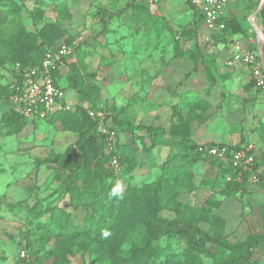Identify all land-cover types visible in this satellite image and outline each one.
Returning a JSON list of instances; mask_svg holds the SVG:
<instances>
[{
    "label": "rangeland",
    "instance_id": "obj_1",
    "mask_svg": "<svg viewBox=\"0 0 264 264\" xmlns=\"http://www.w3.org/2000/svg\"><path fill=\"white\" fill-rule=\"evenodd\" d=\"M167 1L0 0V264H125L152 238L147 207L155 190L162 196L159 214L200 229L197 241L169 238L174 252L166 264H237L244 256L264 264V88L248 70L226 64L227 39L208 32L193 8ZM261 1L226 6L225 18L243 36L235 38L248 49L258 36L264 46V16L255 15L263 27L258 34L250 23ZM48 43L73 44L72 57L56 71L71 107L27 121L12 91L26 80L27 68L39 65ZM71 63L99 88L97 112L67 86ZM97 117L107 128L120 119L164 131L151 144L143 132L119 127L120 148L130 160L117 168L96 161L94 141L87 143L78 184L90 179L97 190L109 183L115 194L126 189L124 218L107 238L53 234L45 219L57 222L73 211L71 197L55 190L60 172L74 164L76 144ZM210 142L251 145L257 167L240 168L256 180L236 190L240 174L192 151L191 144ZM73 216L81 224V208Z\"/></svg>",
    "mask_w": 264,
    "mask_h": 264
},
{
    "label": "trees",
    "instance_id": "obj_2",
    "mask_svg": "<svg viewBox=\"0 0 264 264\" xmlns=\"http://www.w3.org/2000/svg\"><path fill=\"white\" fill-rule=\"evenodd\" d=\"M190 7V6H189ZM197 13V12H196ZM198 18L200 19L201 23L203 24L202 16L197 13ZM260 15L264 16V7L260 11ZM223 21L225 23V29L223 30L222 34H216L218 37H225V35H234L239 33L240 26L238 24H234V19L228 20L223 17ZM236 23V22H235ZM233 25V27H232ZM231 27V28H230ZM176 38H180V33L177 35ZM67 45H72L70 43H65ZM61 45V44H60ZM59 45H53L48 43L42 51L39 63L41 62L42 58L44 57L45 51L50 47H56ZM74 48V47H73ZM264 49V47H263ZM252 51H256V47L250 49ZM74 53V52H73ZM73 54L67 55L62 57V60L58 66L61 67L64 63L68 62V60L72 57ZM22 67L27 66L28 63L26 61L21 60L16 61ZM29 66V65H28ZM57 68V69H58ZM52 71V78L53 81L56 82V71ZM67 79V86H70L74 89L77 94L78 98L81 101L87 102L90 105L91 110L95 113L98 109V100L100 97L99 88L94 83H89L85 80L83 75L80 73L78 67L71 63L69 73L66 77ZM22 85V82L18 83V86ZM61 86V85H60ZM64 91L65 87L61 86ZM172 91V89H169ZM17 89L12 91V94H15ZM66 93V91H65ZM67 97V94H66ZM68 100V97H67ZM18 113L20 117L27 121H34L37 119H28L25 117L20 109L19 105L17 104ZM67 110H59L50 116L46 117L48 119L57 113H68ZM101 123H103L101 117H97L96 120L92 123L91 129L84 133L81 139L77 142L76 146L79 148L78 152L75 154V162L72 166H65L63 165L62 171L60 172V181L56 187V192L59 194H68L73 203V211L72 212H63L62 218L58 219L57 222L52 215H49L47 219H45L44 223L47 226V230L53 232V234L64 235L68 237H74L77 234H86L92 235L95 237H109L111 230L114 225H116L119 220L124 218L123 212L121 208L125 202V190L124 189L121 193L115 194L114 183H109L104 185L101 190L95 189L91 185L90 179L81 187L78 184L80 181L82 174L86 171L87 168V161L85 156H82V148L92 140L94 141V154L93 157L96 161L99 162H107L109 166H111L110 162L113 156H116L118 159L119 166L120 164H125L128 166L127 162L130 160L128 156L123 155L121 151L122 144L120 143L119 138V127L124 129L129 133H133L136 131L143 132L145 137L148 138L151 144H154V141L158 137L159 134H162L164 129L160 126H150V125H143V124H133L127 120H120L116 121L118 127L111 124L110 130H113L116 135V141L114 144V149H109L107 145V134H104L101 131ZM92 141V142H93ZM205 146H224L227 149L226 159H220L219 157H213L218 165L233 171L237 175L240 174V181L235 185V189H246L249 185H251V180L249 179L250 172L247 169H242L240 167H234L231 163L230 156L233 151H236L242 148L241 145H232L227 146L226 144L222 143H214L210 142L207 145H199V144H191L192 151L198 155H205L203 151L199 150V147ZM146 147V145H144ZM210 156V155H209ZM212 157V156H210ZM103 167V170L107 173V175H111V172L108 168ZM250 167L254 170L257 167L255 163V159ZM149 195L153 197L152 201L149 203L147 207V216L149 222V229L152 235V238L147 243H144L139 250V254L136 255V258H129L130 260H126L125 264H146V262L150 261V264H166L167 260L170 257V254L174 252L171 251L173 248L169 245L168 240L170 237H185L186 239H195L197 241V235L200 233V229L196 225H192L186 222H180L177 220L169 219L166 216H162L158 213V209L161 206V192L153 191L150 192ZM81 208L83 211V217L81 220V224L76 223L74 220L73 213L77 209ZM165 239L164 244L160 242ZM257 241H262L263 237H256ZM198 242L192 246H198ZM24 250V249H22ZM176 255H182L181 252H178ZM250 260L248 256L241 257L237 260V264H249Z\"/></svg>",
    "mask_w": 264,
    "mask_h": 264
},
{
    "label": "built area",
    "instance_id": "obj_3",
    "mask_svg": "<svg viewBox=\"0 0 264 264\" xmlns=\"http://www.w3.org/2000/svg\"><path fill=\"white\" fill-rule=\"evenodd\" d=\"M151 5H158L165 0H147ZM202 16L203 24L211 34H222L225 29L223 21L225 7L228 0H179ZM227 45L231 48V54L227 60V65H245L254 77L257 86L264 88V71L262 69L257 51H252L243 47L231 35H225ZM209 41L210 37H206ZM74 52L72 45L61 44L50 47L45 51L44 57L36 67L26 69V80L22 85L17 86V92L13 95L14 102L19 105L21 113L28 119H45L59 110H69L70 102L67 100L64 89L57 85L52 78V71L58 68L62 57L71 55ZM102 124V123H101ZM101 131L107 134L106 140L109 149H114L116 135L110 128L101 125ZM200 151L220 159H226V147L205 146L199 147ZM234 167H242L253 163L252 146L247 145L230 156ZM119 165L116 156L111 159V167L117 168ZM251 180L256 179L252 176ZM21 257L26 255L24 250L20 251Z\"/></svg>",
    "mask_w": 264,
    "mask_h": 264
},
{
    "label": "crops",
    "instance_id": "obj_4",
    "mask_svg": "<svg viewBox=\"0 0 264 264\" xmlns=\"http://www.w3.org/2000/svg\"><path fill=\"white\" fill-rule=\"evenodd\" d=\"M172 1H174V0H171V2ZM169 2V0L167 1V3ZM228 3V2H227ZM160 4V3H159ZM158 4V5H159ZM227 6V5H226ZM225 11H226V7H225ZM225 11H224V16H225ZM250 23H251V25H253V27H254V29H255V32L258 34L259 32H258V30L260 29L261 31L263 30V27H259L256 23H255V16H251L250 17ZM253 23V24H252ZM204 25V24H203ZM204 27H205V25H204ZM252 27V26H251ZM206 28V27H205ZM207 29V28H206ZM208 30V29H207ZM208 32H209V30H208ZM231 37H233V39H235V40H237L238 41V39H236L237 37H243L242 35H239V34H232L231 35ZM236 37V38H235ZM259 38V36L258 37H256V39H258ZM261 38V37H260ZM241 45H243L242 43H241ZM227 47H228V56L230 57V54H231V48L227 45ZM244 47V46H243ZM246 48V47H245ZM229 66V65H228ZM230 67H237V68H244V69H246V70H248L249 72H250V70L245 66V65H242V64H232V65H230Z\"/></svg>",
    "mask_w": 264,
    "mask_h": 264
},
{
    "label": "water",
    "instance_id": "obj_5",
    "mask_svg": "<svg viewBox=\"0 0 264 264\" xmlns=\"http://www.w3.org/2000/svg\"><path fill=\"white\" fill-rule=\"evenodd\" d=\"M264 7V0H262L261 1V3H260V5H259V7H258V9L256 10V12L254 13V16L257 14V13H259L261 10H262V8ZM263 38L261 37H259L258 39H257V44H256V51H257V54H258V57H259V59H260V63H261V66H262V69H263V71H264V49H263Z\"/></svg>",
    "mask_w": 264,
    "mask_h": 264
}]
</instances>
